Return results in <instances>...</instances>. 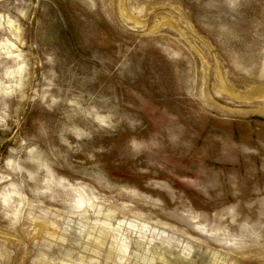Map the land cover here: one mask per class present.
Segmentation results:
<instances>
[{"label":"rangeland","instance_id":"rangeland-1","mask_svg":"<svg viewBox=\"0 0 264 264\" xmlns=\"http://www.w3.org/2000/svg\"><path fill=\"white\" fill-rule=\"evenodd\" d=\"M0 264H264V0H0Z\"/></svg>","mask_w":264,"mask_h":264},{"label":"bare ground","instance_id":"bare-ground-1","mask_svg":"<svg viewBox=\"0 0 264 264\" xmlns=\"http://www.w3.org/2000/svg\"><path fill=\"white\" fill-rule=\"evenodd\" d=\"M109 43V42H108ZM161 72V71H160Z\"/></svg>","mask_w":264,"mask_h":264}]
</instances>
